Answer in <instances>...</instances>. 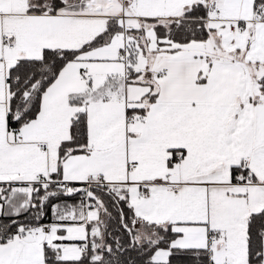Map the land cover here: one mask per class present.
Segmentation results:
<instances>
[{
  "label": "snow or ice",
  "instance_id": "snow-or-ice-1",
  "mask_svg": "<svg viewBox=\"0 0 264 264\" xmlns=\"http://www.w3.org/2000/svg\"><path fill=\"white\" fill-rule=\"evenodd\" d=\"M0 264H264V0H0Z\"/></svg>",
  "mask_w": 264,
  "mask_h": 264
}]
</instances>
